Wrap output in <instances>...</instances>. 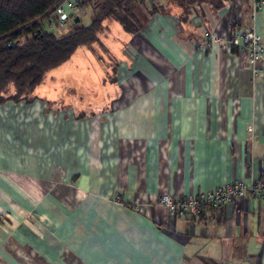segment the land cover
Returning <instances> with one entry per match:
<instances>
[{
    "label": "crops",
    "instance_id": "crops-1",
    "mask_svg": "<svg viewBox=\"0 0 264 264\" xmlns=\"http://www.w3.org/2000/svg\"><path fill=\"white\" fill-rule=\"evenodd\" d=\"M139 1L141 31L105 25L127 75L88 98L101 109L0 107V264H264L262 199L194 228L159 203L264 179V62L254 82L248 51L222 44L252 23L264 39V6L253 21L254 0ZM118 190L144 208L135 227L103 216Z\"/></svg>",
    "mask_w": 264,
    "mask_h": 264
},
{
    "label": "trees",
    "instance_id": "trees-1",
    "mask_svg": "<svg viewBox=\"0 0 264 264\" xmlns=\"http://www.w3.org/2000/svg\"><path fill=\"white\" fill-rule=\"evenodd\" d=\"M60 1L0 0V107L9 102L31 105L42 100L27 97L40 85L47 72L55 70L57 73L67 63L71 67L66 69L71 70L67 79L81 75L84 63L79 61L71 64L72 58L80 51L92 55L88 62V72L91 73L88 86H99L97 83L102 69L101 65L93 64V54L96 52H93V48L97 43L104 45L102 39L106 36L107 22L114 21L127 33L134 35L142 30L148 18L154 14L152 10L148 12L149 16L143 13L139 0H80L81 11L93 8L91 22L84 24L80 13L66 27H61L56 19L49 18L50 12ZM78 17L79 22H76ZM61 30L65 33H61ZM113 66L117 70V59ZM62 72L59 75L63 76ZM10 86L16 89V93L5 96ZM77 86L80 88V85ZM88 86L85 84L87 91ZM77 104L82 105L83 102Z\"/></svg>",
    "mask_w": 264,
    "mask_h": 264
},
{
    "label": "rangeland",
    "instance_id": "rangeland-1",
    "mask_svg": "<svg viewBox=\"0 0 264 264\" xmlns=\"http://www.w3.org/2000/svg\"><path fill=\"white\" fill-rule=\"evenodd\" d=\"M94 14L93 8H87L81 13L82 22L84 24H89L92 20V15ZM69 27H67L68 29ZM61 33L65 31L61 30ZM116 37L120 40L121 37L118 36L117 33H114ZM103 44L97 43L96 46L93 48L96 50V52L93 54V64L101 65L102 73H100V79L96 85V87H90L88 86L89 83H91L89 78L91 77V73L88 72V69L90 68L88 65L89 59L92 57V55L80 51L77 56L74 59L71 64H76L79 61L84 63V66L82 67L83 72H81V75L73 76L70 79L68 78V73L70 74L71 70L66 71V69L71 68L69 67V63H67L65 66H63L62 70L55 73L54 71L47 72L44 76L43 80L41 81L40 85L34 90V92L29 93L28 97L29 99H42L46 102H43L42 100H38L36 102L46 103L47 107L46 110L53 111V112H62L68 110V108H71L73 104L74 98H79V100H83V104L78 106V109L80 111L82 110H91L98 111L102 108L103 104L100 102V99L102 96H98L102 91L104 93H109L107 90H109V84H116L118 81L123 82L121 80L125 79V75L121 77V80L117 79L116 74V68L113 66V62L120 57V48H112L107 44V41L115 40L118 41L117 38H104L103 37ZM89 48V47H88ZM86 48V50L88 49ZM92 51L90 48L88 49ZM82 52V53H81ZM91 56V57H90ZM92 60V59H91ZM121 68V67H120ZM77 69V68H76ZM64 70V71H63ZM63 71V72H62ZM54 72V73H53ZM62 72V75H59V73ZM76 73L78 71L76 70ZM89 73V74H88ZM120 73V72H119ZM78 77V79H77ZM77 80H79V83L77 84ZM103 80V83H102ZM85 84L89 87V91L85 90ZM77 85H80V88H78ZM16 93V89L12 86H10L7 90V93L5 96H11ZM93 94H96L95 97H100L96 103H93L92 101H89L88 98H92ZM73 100V101H72ZM34 102V103H36ZM33 103V104H34ZM75 103V102H74ZM15 104V103H14ZM31 104V105H33ZM72 104V105H71ZM76 104V103H75ZM18 105V104H16ZM26 105V104H25ZM30 105V106H31ZM29 106V105H27ZM88 109H87V107ZM79 110L77 112H79ZM81 115L83 113H80ZM78 116V115H77ZM75 115V117H77ZM102 144V143H101ZM100 154H103L102 151H97ZM99 159L101 158L97 157V163H100ZM79 178V177H78ZM123 193H121L120 190L116 191L112 197L110 198H103L100 201L104 202L103 207V216L106 220V222L111 223H126L132 227H135L138 222H140L141 217L144 215V208L142 204L138 202H133L134 205H131L128 209L125 208V201H128ZM147 201V199H146ZM131 204V203H130ZM100 216H97V220ZM129 226V228H130ZM166 229L163 231L166 233Z\"/></svg>",
    "mask_w": 264,
    "mask_h": 264
},
{
    "label": "built area",
    "instance_id": "built-area-1",
    "mask_svg": "<svg viewBox=\"0 0 264 264\" xmlns=\"http://www.w3.org/2000/svg\"><path fill=\"white\" fill-rule=\"evenodd\" d=\"M80 0H61L50 12L49 18L56 19L61 27H66L70 21L81 13ZM264 6V0H254L252 19L256 20ZM47 21H49L46 18ZM205 42L201 50L206 51V45L211 39V34L205 35ZM223 45L238 47L249 53V65L252 80L257 82L263 75L262 63L264 62V39L256 33V25L252 23L249 28L236 31L228 40L222 41ZM240 198H260L264 201V179L251 182H229L207 192L195 195L175 197L170 193L160 195L159 203L164 206L174 217H187L190 226L194 228L196 222L204 216L207 210L216 212V216L223 214L226 206Z\"/></svg>",
    "mask_w": 264,
    "mask_h": 264
},
{
    "label": "water",
    "instance_id": "water-1",
    "mask_svg": "<svg viewBox=\"0 0 264 264\" xmlns=\"http://www.w3.org/2000/svg\"><path fill=\"white\" fill-rule=\"evenodd\" d=\"M76 22H79V17H78V18H76Z\"/></svg>",
    "mask_w": 264,
    "mask_h": 264
}]
</instances>
